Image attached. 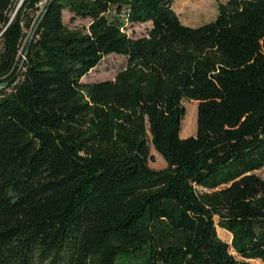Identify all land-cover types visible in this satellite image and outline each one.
<instances>
[{
    "label": "trees",
    "instance_id": "obj_1",
    "mask_svg": "<svg viewBox=\"0 0 264 264\" xmlns=\"http://www.w3.org/2000/svg\"><path fill=\"white\" fill-rule=\"evenodd\" d=\"M20 1L0 0V264H264V0L197 26L173 0Z\"/></svg>",
    "mask_w": 264,
    "mask_h": 264
},
{
    "label": "rangeland",
    "instance_id": "obj_2",
    "mask_svg": "<svg viewBox=\"0 0 264 264\" xmlns=\"http://www.w3.org/2000/svg\"><path fill=\"white\" fill-rule=\"evenodd\" d=\"M226 0H173V10L177 14L180 21L186 25L197 26L213 20L217 14L218 4ZM42 6V5H40ZM63 22L69 28L87 26L89 19L75 18L71 20V13L68 10H63ZM151 27L150 22L128 24L125 30L132 37H140L147 34ZM126 57L110 54L105 56L100 63L93 68L83 78V82H93L105 79H112L114 75L124 67ZM183 105L186 109L184 119L181 123V137L195 135L196 133V116H197V101L184 100ZM150 152L154 159L149 161V166L154 169L166 167V162L163 157L151 145ZM260 176H264V166L255 171ZM218 236L225 242L230 243L224 230L217 228ZM230 253L236 255L232 248ZM253 264H263L259 259L251 260Z\"/></svg>",
    "mask_w": 264,
    "mask_h": 264
},
{
    "label": "water",
    "instance_id": "obj_3",
    "mask_svg": "<svg viewBox=\"0 0 264 264\" xmlns=\"http://www.w3.org/2000/svg\"><path fill=\"white\" fill-rule=\"evenodd\" d=\"M21 1H22V0H21ZM21 1H20V2H21ZM33 33H34V31H32V33H31V35H30V38H29L28 42H30ZM26 41H27V39H24V41H23V43H22V46H21V50L23 49V47H24ZM21 50H20V52H19V55H20L21 52H22ZM25 54H26V51H25V53H24L23 59L21 60V62H20V64H19L18 69L16 70V72H15V74L12 76V78L7 82V85H9L10 83H12V82L16 79V77H17V75H18V73H19V71H20V69H21V66H22V64H23V60H24V58H25Z\"/></svg>",
    "mask_w": 264,
    "mask_h": 264
}]
</instances>
